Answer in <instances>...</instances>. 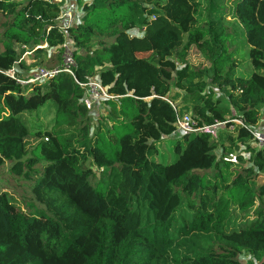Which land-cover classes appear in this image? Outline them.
<instances>
[{
	"label": "trees",
	"instance_id": "16d2710c",
	"mask_svg": "<svg viewBox=\"0 0 264 264\" xmlns=\"http://www.w3.org/2000/svg\"><path fill=\"white\" fill-rule=\"evenodd\" d=\"M76 1L79 22L61 30L55 0H0V166L13 161V174L33 173L30 194L43 207L24 210L0 193V264H241L242 252L264 264V149L226 119L234 110L251 126L264 111V0H230L245 54L231 48L226 0ZM135 28L140 36L129 34ZM66 40L72 76L28 83L13 72L17 64L29 77L21 55L59 54ZM191 47L203 69L186 62ZM243 57L248 75L238 73ZM94 76L114 98L102 103L107 124L99 118L93 130L78 83ZM174 91L202 124L235 130L219 141L206 133L174 139L173 161H163ZM46 105L49 125L30 132L21 116ZM30 137L39 141L27 156ZM238 149L249 164L230 171L222 156ZM233 211L249 217L229 228Z\"/></svg>",
	"mask_w": 264,
	"mask_h": 264
},
{
	"label": "rangeland",
	"instance_id": "374dc122",
	"mask_svg": "<svg viewBox=\"0 0 264 264\" xmlns=\"http://www.w3.org/2000/svg\"><path fill=\"white\" fill-rule=\"evenodd\" d=\"M59 4V12L57 16V24L60 27H64L67 23H77L80 20V17L82 15L81 11V5L76 0H55ZM232 3L229 1H225L223 5V17L224 21L226 23V30L227 33L231 35L233 38V46L231 48H239L242 53L247 52V48L245 47V44L242 41L241 34L243 32L241 25L237 22L236 19L232 18V10H231ZM69 12L70 17H62V13ZM7 19L0 15V33L3 30L4 26L6 25ZM142 33V29L135 28L134 30L130 31L131 35H140ZM44 48V46L42 47ZM178 53V50L174 51L173 58L176 59V54ZM241 53V54H242ZM145 55V54H144ZM21 60L23 61V64L28 68V72L31 75H34L38 72L40 69H46L50 70L53 68H56L59 65L63 64V54L59 52V54L54 50H46L44 53H41V55H37L35 53L30 54L29 53H23L21 55ZM247 57H243L242 64L240 65L238 69V73L241 75H248L250 74V69L248 68L247 64ZM186 62L193 68V69H203L206 67V64L202 58V56L193 48H189L186 56ZM213 92L215 93V96L220 99H225V96L222 92L213 89ZM224 96V97H223ZM174 97V104L177 105V109L180 112V114H192L191 113V105L188 104L184 99V94L181 92H173ZM107 111V107L102 104L101 106H98L93 111H91L92 117L90 118L89 125L94 130L96 124L99 123L97 120L101 118V122L104 124H107L105 121V112ZM237 114V112H235ZM22 120L24 121L25 125L29 129L30 132L36 133L37 131H40L44 129L46 126L49 125L51 119L53 118L52 109L49 105H46L43 109L40 111L34 113V114H23L21 116ZM260 122H264V111L260 110ZM235 130L234 126H228L226 129L220 130L218 133V136L215 138L216 140H220L221 138L226 135V133L231 134ZM176 139L173 136H169L166 138L162 145L165 146L163 148V155L162 159L166 162L173 161V155L167 154V145L170 141ZM38 139L30 137L26 140V151L27 156L30 154L31 149L38 143ZM228 144V143H226ZM250 147H252L250 145ZM253 148V147H252ZM239 154L242 156V161H238L236 159V155ZM216 155L219 157L221 155L220 149L216 151ZM248 152L242 151L240 149L232 151V153H227L224 159H226L228 162H230V171L235 170L239 171L241 168L247 166L249 162L248 159ZM13 164V161H4L3 164L0 166V193L6 192L9 194L13 202L20 208H25V204L33 203L34 206L37 209L43 207L33 201V198L30 194V185L33 184V179L35 178V175L33 173H24L20 176L13 174L10 171L11 165ZM36 169L40 168V165H36ZM95 177H99L100 171L92 168ZM257 183L264 182V170L261 172H257ZM258 202V201H257ZM25 210V209H24ZM249 217L247 214L239 213L237 211H233L231 213L230 218L234 219V222L229 225L230 227H237L240 223L245 221ZM239 261L241 264H255L253 259L249 256L247 252H242L239 256Z\"/></svg>",
	"mask_w": 264,
	"mask_h": 264
},
{
	"label": "built area",
	"instance_id": "2783aa9c",
	"mask_svg": "<svg viewBox=\"0 0 264 264\" xmlns=\"http://www.w3.org/2000/svg\"><path fill=\"white\" fill-rule=\"evenodd\" d=\"M62 17L69 18V12L62 13ZM71 24L73 23H67L64 27H59L63 30L66 26ZM61 54H63V64L61 67H56L50 70L40 69L36 74L30 75L27 82L42 81L51 78L60 72H66L72 76L71 69L74 67L75 62L73 58V49L69 40H66L61 45ZM78 86L83 90V96L80 102L87 111H93L98 106H101L103 101L114 98V96L107 92V88L101 85L97 76H94L85 83H78ZM226 119L233 122L236 126L242 127L249 133L251 137V146L255 150L264 149V122L258 120L255 125L245 126L234 110H231L230 117H227ZM223 129H226V122H215L210 125H205L192 114H180L179 111H176L174 131L170 136L180 139L185 135L206 133L212 139H215L218 136L219 131Z\"/></svg>",
	"mask_w": 264,
	"mask_h": 264
},
{
	"label": "water",
	"instance_id": "95a60500",
	"mask_svg": "<svg viewBox=\"0 0 264 264\" xmlns=\"http://www.w3.org/2000/svg\"><path fill=\"white\" fill-rule=\"evenodd\" d=\"M13 72L21 76L22 78H28L27 72L21 70L17 64L14 65Z\"/></svg>",
	"mask_w": 264,
	"mask_h": 264
},
{
	"label": "clouds",
	"instance_id": "9594fccd",
	"mask_svg": "<svg viewBox=\"0 0 264 264\" xmlns=\"http://www.w3.org/2000/svg\"><path fill=\"white\" fill-rule=\"evenodd\" d=\"M134 30V29H133ZM130 32V31H129ZM135 36H137V35H135ZM45 47V46H44Z\"/></svg>",
	"mask_w": 264,
	"mask_h": 264
},
{
	"label": "crops",
	"instance_id": "0c3cea01",
	"mask_svg": "<svg viewBox=\"0 0 264 264\" xmlns=\"http://www.w3.org/2000/svg\"><path fill=\"white\" fill-rule=\"evenodd\" d=\"M141 34H142V33H141ZM141 34H140V35H141ZM140 35H138V36H140Z\"/></svg>",
	"mask_w": 264,
	"mask_h": 264
}]
</instances>
